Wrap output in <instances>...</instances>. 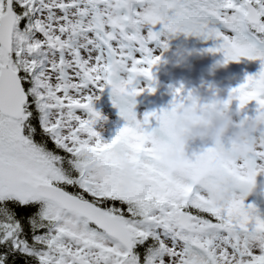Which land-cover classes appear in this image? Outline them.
I'll return each mask as SVG.
<instances>
[{
  "label": "snow or ice",
  "instance_id": "1",
  "mask_svg": "<svg viewBox=\"0 0 264 264\" xmlns=\"http://www.w3.org/2000/svg\"><path fill=\"white\" fill-rule=\"evenodd\" d=\"M181 32L216 41L224 63L259 60L229 102L264 112V0H0V264H264V212L210 206L195 167L168 179L153 146L171 110L134 111L137 77L162 60L151 42ZM109 86L127 123L105 139Z\"/></svg>",
  "mask_w": 264,
  "mask_h": 264
},
{
  "label": "clouds",
  "instance_id": "2",
  "mask_svg": "<svg viewBox=\"0 0 264 264\" xmlns=\"http://www.w3.org/2000/svg\"><path fill=\"white\" fill-rule=\"evenodd\" d=\"M118 89H127L124 83L116 85ZM230 97H222L218 91L203 94L198 89L190 91L185 102L177 105L170 115L168 127L171 143H165L159 153L160 167L175 172L192 160L189 145L200 141L211 146L212 155L222 166L235 168L237 162L246 161L248 167L241 170L236 177L226 179L218 185L221 191L211 193L207 199L214 207L223 208L233 199L232 189L241 188V196L247 197L257 188V162L252 154L260 143H264V112L255 117L238 120V110L229 102ZM102 117L103 114H102ZM116 159L129 171L135 166L129 163L125 141L116 148ZM239 177H244L241 180ZM129 186L131 178L126 177Z\"/></svg>",
  "mask_w": 264,
  "mask_h": 264
},
{
  "label": "trees",
  "instance_id": "3",
  "mask_svg": "<svg viewBox=\"0 0 264 264\" xmlns=\"http://www.w3.org/2000/svg\"><path fill=\"white\" fill-rule=\"evenodd\" d=\"M161 39H167L166 37H162ZM155 47L157 50L160 51L159 55H162L161 62L155 66L154 72L157 74H161L164 76L169 77V79L175 78L176 75L180 73L186 72L188 69H196L203 71L207 78L211 76H216L218 79V82L223 83L224 85L230 86L232 89L238 87L241 83L245 82L246 77L248 75H254L257 74L261 70V62L259 60H251L252 63L257 64L258 70L253 73L249 67L240 65L239 61H230L228 63H224V55L221 52L213 53L209 52L206 49H209L211 47L216 46V41L213 40H204L202 37L196 36V35H187L183 32L179 34L172 35L170 39H168V48L165 50L163 47L159 46V41H153ZM137 54V53H136ZM242 59H247L246 57ZM122 78H127L128 73L122 72L121 73ZM142 83H144V91L139 93L137 96L133 97L132 99L135 102L134 111L137 113L138 119H143L144 114L146 112H151L149 110V101L152 99H161L162 93L160 91V88L153 85L151 80L144 76H138L137 80L135 82V86L137 88H141ZM222 84V85H223ZM149 85L152 87H155L156 91L152 92L149 91ZM173 88H178L181 86V84H172ZM109 89H111V86H109ZM103 96L100 99L99 103H95V108L100 111V109H107L108 111L113 114L114 117H116L115 123L112 121L106 122L108 130H111L113 133V136L116 134L117 130L120 127H123L127 121L125 118L120 114V109L114 104L113 102V93L112 89L109 92H106L105 94H102ZM168 98L166 97V100ZM143 109V110H142ZM260 113L255 112L251 117H255L259 115ZM239 120H242L241 118ZM152 126L157 127L154 125V122L152 120ZM97 127V126H96ZM165 143H171V140L169 139L168 135L162 136L159 138L158 142L153 146L155 149V155H156V163L161 159L159 153ZM204 144V143H203ZM51 146V143H50ZM210 151L211 146L205 145ZM260 150L264 148V143H260L259 145ZM253 156V155H252ZM255 158V155L253 156ZM129 163L134 165L135 167L129 171L121 162L122 167L125 169V175H124V182L125 185L128 184V181L126 180V177L131 178V183L128 187H131L135 184L137 180V167L136 164L133 163L131 160H129ZM258 161H261L264 164V158L258 159ZM157 166L164 170L167 173L168 179H174L176 178L178 173L171 172L167 168L160 167L157 163ZM227 168L234 169L231 166H226ZM237 164L235 165V172L238 173ZM262 172V174L260 173ZM256 183L257 188L255 192L259 194H264V170L258 171L256 173ZM212 183L215 185H220L221 182L219 180H212ZM203 192V191H202ZM233 196L235 194V191L232 189ZM208 204V199H205ZM247 203H254L256 206L264 212V202L260 199H250L247 201ZM210 205V204H209ZM211 206V205H210ZM214 207V206H213Z\"/></svg>",
  "mask_w": 264,
  "mask_h": 264
},
{
  "label": "rangeland",
  "instance_id": "4",
  "mask_svg": "<svg viewBox=\"0 0 264 264\" xmlns=\"http://www.w3.org/2000/svg\"><path fill=\"white\" fill-rule=\"evenodd\" d=\"M162 25L156 26L155 30L159 31L162 29ZM146 31V30H145ZM153 49L155 54L159 55L160 51L154 47L153 43L151 42L150 45ZM139 56V55H138ZM240 65L247 66L250 68V70L255 73L258 70V65L251 62V60L247 59H240L239 60ZM155 80L151 81L153 85L160 88V91L162 93L161 99H152L149 101V110L151 111H159V110H173L177 105L180 103L185 102V98L189 95L190 91L193 89L200 90L203 94L207 95L209 92L212 91H218L219 94L222 97L228 98L230 97V93L232 88L228 85H224L221 82H218V79L216 76H211L209 78L206 77L203 71L196 70V69H188L184 73H180L176 75L175 78L169 79V77L157 74L154 72ZM181 84L183 85L182 93L179 97H177L176 101L174 102L175 97V88H173L172 84ZM223 84V85H222ZM144 86L142 85L141 88ZM111 91L109 87L103 89L102 92L99 93V99L95 101V103H99L102 94ZM166 97L168 98L166 100ZM230 106L235 110H238V116L237 119L240 118L248 119L251 115H253L255 112L258 111V104L256 101H251L249 104L244 108L241 109L239 107V102L237 100H232ZM143 110V109H142ZM100 112L103 114V116L106 118L97 125V130L101 131L102 136L105 139H111L113 137V133L111 130H108L107 127V120L112 121L115 123L116 117L113 116V114L108 111L107 109H100ZM153 122L155 126H158V122L153 118ZM168 137L172 141L171 132L169 130ZM189 153L192 155V160L190 163H188L185 166H182L178 168L174 173H179L181 171H187L192 169L193 167L199 169V174L196 178L197 183L202 189V193L205 199L207 197L216 191H221L220 187L213 184L212 180H219L221 183H223L226 179H232L237 176V174L248 167V164L246 161H240L237 162L238 173L235 172L234 169H229L226 166L220 165L215 157L212 155V152L200 141L194 142L191 147L188 148ZM260 151V147H258L257 151L254 152L252 155H255V160L257 162V169L258 171L264 170V164L261 161H258L259 157L256 155V153ZM262 174V172H260ZM239 179L243 180L244 177H239ZM235 191V194L233 196L232 202L238 198L245 199L246 202L250 199H261L264 202V194H259L257 192L250 193L247 197L241 196V188L235 187L233 188Z\"/></svg>",
  "mask_w": 264,
  "mask_h": 264
},
{
  "label": "built area",
  "instance_id": "5",
  "mask_svg": "<svg viewBox=\"0 0 264 264\" xmlns=\"http://www.w3.org/2000/svg\"><path fill=\"white\" fill-rule=\"evenodd\" d=\"M137 55H140V53H137ZM142 85L144 86V83H142Z\"/></svg>",
  "mask_w": 264,
  "mask_h": 264
},
{
  "label": "water",
  "instance_id": "6",
  "mask_svg": "<svg viewBox=\"0 0 264 264\" xmlns=\"http://www.w3.org/2000/svg\"><path fill=\"white\" fill-rule=\"evenodd\" d=\"M192 145H193V143H192V144H190V145H189V147H191Z\"/></svg>",
  "mask_w": 264,
  "mask_h": 264
},
{
  "label": "flooded vegetation",
  "instance_id": "7",
  "mask_svg": "<svg viewBox=\"0 0 264 264\" xmlns=\"http://www.w3.org/2000/svg\"><path fill=\"white\" fill-rule=\"evenodd\" d=\"M153 45H154V43H153ZM154 47H155V45H154Z\"/></svg>",
  "mask_w": 264,
  "mask_h": 264
}]
</instances>
